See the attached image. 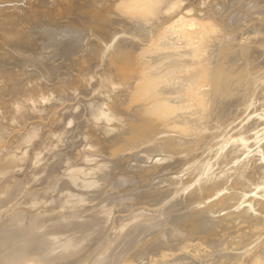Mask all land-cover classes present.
<instances>
[{"label":"bare ground","instance_id":"6f19581e","mask_svg":"<svg viewBox=\"0 0 264 264\" xmlns=\"http://www.w3.org/2000/svg\"><path fill=\"white\" fill-rule=\"evenodd\" d=\"M180 1L181 0H0V62L4 59V57L9 55V52H11V53L13 52V54H14V52L17 53L18 55H20L19 59L25 58V61L26 60L29 61L27 59V57H29V59H32V61H34L33 58H35V59L40 58L41 60H43L44 59L43 57L45 55L43 56V52H41V51L45 50V48H43L45 46V43L47 41L48 42L50 41L51 37L47 38V36H46V31H48L50 29L53 31V30L60 29V28L64 29V27H71L73 30L77 29L79 31H85V30L89 31V29H90V31H92L91 33L89 32L90 34L87 33V35H85L86 36V38L84 40L85 43L79 44V42H78L79 45L76 44V47L74 45L72 47L69 45V43H72V42L64 44V46H69L67 48V52H69L68 53L69 59L72 61L74 59L75 62L74 61L73 62L76 63L77 65H75L73 62H72L73 64L70 62L73 65V67L72 66L71 67L74 68V66H76V68L72 69L71 71L70 70L69 71H63V72L59 71L57 76L55 75L57 77V81L54 83L49 78H47L46 80H51L52 83L51 82L49 83V81L47 82L44 80L45 79L44 73L49 71L51 68L49 66L48 67L45 66V63H48L47 65H49V63L52 64L49 61L48 62L45 61L44 65L42 64L43 67H41V68L39 67L38 70H35L37 68L33 67V65H31V64H33V62H31V63L29 62L30 64H28L29 67H32V68H29L28 66H27V68H24V67H26V65H25V66H23V68H19V69L15 67L16 70L11 69V67L7 65L8 62L3 61L2 63H0V94L2 95V97L0 98V121L4 122V120L3 121L1 120L2 117L5 118L6 120H8V122H14V121L19 122L21 119L23 120V118H27L28 116L34 117L35 115L38 114V112L43 111L44 109H47L49 107V105H48L49 103H52V104H50V106L56 105L54 102H51L52 100H54V98H56V96L64 94V92H66V93L78 92V91H80V90H78L79 86H85L87 84L91 85V82H93V80H96L97 79L96 76H98V77H102L103 80H105V82L107 83L108 91H111V95L109 93L110 96L108 98H110V99L109 100L104 99L103 101H100V98H98V100H96V101H91V102H88L89 100L85 99V102H87L89 104V107H91L90 108L91 113H89V111H88V116L91 114L90 115V120H91L90 122H91V124L93 123L96 126V128H93L94 130H90V132L88 131L87 133H86V130H88L89 127L87 129H85V134H86V137L88 139V142H89L88 144H89L90 148L85 149L88 151L84 150L85 152L83 154L80 152V155H79V157L81 156L84 158L85 164L86 163L88 164V161H89V160L87 161V154L93 153L92 151H94V150L97 151L96 149L102 148V149L106 150L105 152L108 151L107 155L100 154L101 151L100 152L98 151V153L96 152V155L101 156V157L107 156V157H109V160H111L113 157V154L116 152V150L118 152H121L120 150L122 147L127 146V145L131 146L130 145L131 141H132V139L134 140L133 134L136 133L137 131L133 132V130H132V133H130V132L126 133V132H124L125 129L122 128V131H120L118 134H111V135H109L110 137L107 139L106 138L104 139V137H102V136L108 135L109 132H111L116 127L124 126L127 122H130L131 119L133 120V117L136 118V115H137L136 113L138 112V110L145 111L144 113H146L147 115H149V117H152V118H155L156 114H158L160 116H163V115L165 116L166 119L163 120L164 122L163 121L161 123L154 122L152 127L148 126L151 130V133L149 135L154 136V134H157L159 132H162V134L165 132L166 133L167 132H176V135L178 133V136H180V137L179 138L173 137V139L171 138V141L173 140L172 142L169 141V139H167L168 142H170L169 145L172 146L173 148L169 149L167 147L166 152L167 151L173 152V154H174L175 149L178 150L179 147H180V149L181 148L183 149V147H181L180 143L181 144L183 143L182 146H184L185 141H189L192 139V138L188 139V137H187L189 134H191V132H193L194 130H199L200 127L202 129L205 126H203V124H202L203 121L202 122L200 121L199 123L192 124L194 122L190 123L188 120L186 122L184 121L183 123H185V124H183L178 120H176L174 122H172L171 120H168V118L171 119L168 116L170 114V111H177V106L172 105L171 104L172 102H170L167 105H165L164 107H161V106H159L160 101H158L157 99L158 98L159 99L160 98L166 99L171 93L178 91L175 89L178 85L177 86L175 84L173 85L172 84L173 82L172 83L170 82L169 84H166V87H163V88H168V91L163 92L166 90L162 88V86L164 85V83L162 84V81L161 82L160 81L159 82L154 81L155 83H153L151 80H149V81H151V83H150L145 78V80H142L141 82L139 81V84L137 86H134L136 80L133 82L128 81L129 69L127 67L128 66L131 67L130 69L135 68V67L137 68L138 64H140V67L141 66L142 67L140 69L138 68L137 71L138 70L141 71V69H142V71L144 70V72H143L144 75L142 76L143 79H144V77H149L150 74L154 73V71H156V69H157V70H159V73L164 72L165 76L168 75V73L170 71H172L170 80H177V81L181 80V82L187 81L188 82V84H187L188 90L187 91L185 90L186 93H184V94H186L187 99L193 98L192 100L188 99L190 101L191 105H194L195 103L199 107H201V105H204V107L206 109L208 104H205V102L207 103V98H208V101H210L209 97L210 98L212 97L211 102H213L214 105L212 103H210L212 107L209 106L210 107L209 111L206 109L207 111L205 110L206 111L205 113L208 112L210 117L215 118V121L217 120L216 117L219 116L218 117L219 123L216 125H221L222 126L221 129H224L225 127L227 129L230 128V130L226 131L227 134H230L232 131H235V134H237L236 136H239V138L234 137V139L230 142H228L227 140L224 141L225 142L224 146H222V149L226 148V146H227V148H231L229 151V155H228L230 158L228 160L226 159L228 161L227 167L235 166V164L232 161L237 160V158H238L239 160L241 159L240 162H242V160L248 154L253 153L255 151L258 152L259 150L263 149L262 152L264 153V102H262V100H261L262 96L264 99V67H263L264 64L261 66V68H258V70L252 69L253 67L255 68V66H256V64H255V66L252 67L254 62H256V61L257 62H264L261 60V58L264 57V42H259V41H261V39H264V22L261 24L260 23L261 21L260 20L258 21V19L264 20V0H232V2L234 1V3L231 2L232 5H230V7H228V5L226 4L227 0H196V2L191 4V5H188L189 3H187V1H190V0H184L185 3L183 4V6H181V8H180ZM118 2H119V5H117ZM223 2L224 3L226 2L225 4L227 6L222 5ZM216 3L217 4L219 3L220 5L216 6ZM214 4H215V8H214ZM228 4H230L229 0H228ZM189 6H192V8H189ZM186 11L191 12L187 16L188 18L183 17L184 14L187 15ZM116 12H120L122 16H125V18H122V19L114 18L113 14H115ZM180 12H181V15L174 19V17L176 15H178ZM106 13L107 14L109 13L110 16H105L104 18H102L103 14H106ZM184 19L188 20V23L186 24V26H183V23H186V22H183ZM61 21H63V22H61ZM114 25H117V26L115 27ZM106 26H107V28L111 27V28H108L109 34H106L107 35L106 39L100 38L101 43L104 45V47H99L100 44L96 41V37H94L95 36L94 31H96V29H104L103 27H106ZM230 31H232V32H230ZM167 33H169V34H167ZM167 36L170 37V39H168V41H167ZM45 37L47 38V41L44 40ZM161 37L162 38L165 37V39L163 41H161L160 40ZM80 40H82V39H80ZM169 40H172V43L169 42ZM39 45L42 47H39ZM39 48H42L44 50L39 49ZM51 48L55 49L52 46H51ZM70 48L71 49L74 48L76 50L71 52ZM47 50L49 51V48ZM47 50H45V51H47ZM98 50L101 51V56H99V57L97 54ZM53 52H54V50H53ZM258 52H259V56L257 55ZM11 53H10V55H11ZM17 54H15V55H17ZM56 56H58V55H56ZM94 57H95L96 61H94ZM9 58H11V57H9ZM52 58H53V56H52ZM130 58H132L133 61L129 62L128 60H130ZM17 59L18 58H16V60ZM40 59L39 60L36 59L35 60L36 63L35 62L34 63L37 64V63H39V61L41 62ZM232 59L235 60L233 63L231 61ZM16 60H14V61H16ZM22 60L23 59L17 60V61H22ZM37 60H38V62H37ZM63 60L66 62V60L64 58H63ZM63 60L61 59L60 62H62ZM92 61L96 62L95 66H94V63H92V64L90 63ZM9 62H10V64L13 63V62L11 63V61H9ZM134 62L135 63L139 62V63H136V65H135ZM187 63H189L188 67H183L182 64H187ZM39 64H41V63H39ZM42 65H40V66H42ZM121 65L123 66L122 68H120ZM177 65H182L179 67H183L184 69L182 68L179 71L173 72V69L176 68ZM258 65L260 67V64H258ZM53 66H55V65H53ZM33 68H35V69H33ZM62 68H64V66ZM185 68H188V69H185ZM41 69L44 71V73L42 72ZM86 69H88V71ZM146 70H148L149 73ZM52 71H53V69H52ZM40 72H42V73H40ZM208 72H209V74H208ZM195 73H199V74L195 78L191 77ZM38 74L41 75L40 78H37V80L34 81L33 78L37 77ZM172 75H173V77H172ZM165 76L164 77L160 76L159 80H162V78H165ZM52 77H54L53 74H52ZM119 78H122V81H121L122 83L118 86H117V84L114 85L113 80L115 79L116 83H117ZM24 79H29V80L26 82H22L21 87L20 88L18 87L17 90H16V87L12 88L13 90L8 89L9 83H11V85L17 86V82H19L20 80H24ZM218 79H221V81H220L221 84H220ZM42 80L44 82H42ZM124 80H125V82H124ZM166 80H168V79H166ZM146 81H148V82H146ZM190 81H191V83H194L193 86H192V84H190ZM105 82H103V83H105ZM163 82H164V80H163ZM148 83L150 86L148 85ZM18 84H20V83H18ZM177 84H180V82H178ZM210 84H211V89H209L210 87L208 88V86ZM98 85H99V83H98ZM134 87H136L137 91L134 95H132V93L130 91H132V89ZM171 88L173 90H169ZM186 89H187V86H186ZM183 90H184V87H183ZM8 91H9V94L7 93ZM147 91L150 93L147 94ZM182 92H184V91H182ZM116 93H118V94H116ZM7 95H10V98H7ZM180 95H181V93L178 94V97H180ZM43 97H45V99H47V100L44 101ZM130 97H132L131 103L129 102ZM57 98H58V103H59L60 97H57ZM41 99H43V102H40ZM179 99L177 100L178 103L181 101V99L180 100ZM55 100H57V99H55ZM153 100L154 101L157 100L155 102V104L153 103ZM76 102L74 101V103H76ZM104 102L106 104L103 106L102 104H104ZM38 103H40V104H38ZM61 103L64 104V101L63 102L61 101ZM72 103H71V105H73ZM150 103H152L150 105V107H147V105ZM222 103H223V105H221ZM63 104H62V106H64ZM57 105H60V103ZM57 105H56V107L55 106L54 107L57 108ZM79 105H81V104H79ZM85 105H86V103H85ZM220 105H221V108H220V110H218ZM54 107L48 108L47 110H49V109L53 110ZM59 108H61V107H59ZM79 108H78V111L80 110ZM57 109L54 111L58 112L59 110H57ZM81 110H82V108H81ZM53 112L52 113L50 112V113L53 114ZM123 114H125L126 116H123ZM209 115L208 116L206 115L205 118L207 119L209 117ZM47 116H45V118ZM221 116H223V118ZM43 117H44L43 115H41L40 117H39V115H38V117L35 116V119L41 118V119H39L40 121H38V123H36L37 125H33V126L29 125L30 130L26 131L27 133L24 132V135L22 134L23 135L22 138H20V136H19L21 142H22V140H24L23 142H26V144H27V145H25L24 150L21 149L22 150L21 152L20 151L17 152L15 150L11 149V151H10L9 147L11 145H9V144H13L12 143L13 138L11 139L12 140L11 143H10V140H9V142L7 140V142L9 143L7 145L9 148V150L7 152L5 150L6 145L4 147L0 148V178H1L2 174L3 175L8 174L9 171L7 169H10V168L13 169L14 168L17 171L16 168L17 167L20 168L21 165H23L24 160L26 161V158L29 159L30 155H32V154H33V157L35 156L34 159L32 157V160H33L32 162L30 161L31 159H29V161H30L29 163L30 164L32 163V166H33L34 162H35L34 163V167H35L36 163L43 161L42 159L44 157L42 159H40L41 157L39 156V154L41 152V149L37 147L39 145L37 144L38 142L36 141L37 136L40 137V133H39V131L41 129L40 126L45 127L44 126L45 122L43 124ZM60 117H61V115H59V113L55 112L54 115L51 117V119L50 120L47 119V120H48V122L55 125V123L58 122ZM73 118H76V117H73ZM73 118L70 120L69 124H71L74 120H76ZM243 118H245V119H243ZM148 119H146L147 120L146 122L149 121ZM241 119L244 120L243 123H241L242 122ZM29 120H31V119H29ZM59 121H60L59 123L61 124L62 122L65 121V119H64V121L62 120V122H61V120H59ZM67 121H68V118H67ZM192 121H198V117H193ZM205 121H207V120H205ZM20 122L22 123V121H20ZM20 122H19V124H21ZM32 124H35V123L33 122ZM47 124L48 123H46L45 125H47ZM52 124H51V126L49 124L50 128L48 126L45 127V128H48L47 130L50 129L49 131H46V132L50 133L51 137L55 136L54 134L53 135L51 134V133H54V132H52V131H54V129H53L54 127H52L53 126ZM63 124H65V123H63ZM134 124H135V122H134ZM67 125H68V123H67ZM25 126H26V123H25ZM167 126H169L170 128L167 129ZM233 126H235V127H233ZM29 127H28V129H29ZM56 127H59L58 123H57ZM56 127H55V129H57ZM231 127L235 128V130H233ZM261 128L263 130L262 133H261V131H262ZM23 129H24V127H23ZM96 130L97 131L99 130V133L95 132ZM104 130H106L105 134L103 133ZM127 130L128 129H126V131ZM43 131H41V132H43ZM56 131H58V130H56ZM63 131H66V130H63ZM71 131H72L71 129L67 130L64 133V135L66 134L65 137L63 136V134H58V132H57L58 136L59 135H62V136L58 137L56 135V137H58V139L57 138H55V139H57L58 141L55 140V142H59V145H58V143H56V144L58 146L62 147L64 145L63 142L65 141V142H70V145H71L70 140L73 137H72V135L67 136V134L71 133ZM187 131H191V132L189 133ZM11 132L9 134H11ZM245 132L249 133L250 138H252V137L256 138L254 142H249L251 144L250 147L259 143L258 146L255 147V149H253V151H249L250 150L248 147L249 143L246 145L243 144V142L247 141L246 139L249 138V137H246L243 135ZM255 132H257L258 134L260 133V134L258 135ZM96 133H98V135ZM142 133L144 134L146 132H142ZM205 133L206 132H204L202 135H199L200 137L202 136L201 138L199 137L200 143L197 142L199 145L197 143H195L192 146V150H190V149H189L190 151L188 150L190 154L187 153L188 156L184 159L182 158V160L179 162L181 164L183 163L181 168H183L184 165L185 166L187 165L185 168H189V166H191L190 163H189L190 165L187 164V160L190 158L193 159L194 161H197L200 158V161L201 160L203 161L205 159V153L207 152L206 148H210V150H212V151H210V153L212 152L211 153L212 155H208V156H212V157L214 156V154L219 149H221V148H219L216 150V149L208 146V147H205V151H204V148H202L201 146L204 143L210 142V140L208 138V133H206V134ZM18 134L20 135V133H18ZM41 135H42V133H41ZM50 135L48 134L47 138H49L48 136H50ZM181 135H183V136L181 137ZM17 136L15 134V138ZM43 136H44V134H43ZM73 136L75 137V135H73ZM163 136H167V135H163ZM138 137L140 138V135H138ZM19 138L17 137L16 139H19ZM47 138L44 137L42 141L46 140ZM168 138H170V137H168ZM84 139H81V142H82V140L84 141ZM140 139H142V138H140ZM50 140L51 139H49V142H48V139H47L46 142H43L44 143L43 145L45 146V144L47 142L49 144L51 142ZM42 141H41V144H42ZM73 141H74V139L72 140V143H73ZM163 141L165 142L166 138L163 139ZM21 142H19V143L17 142L18 143L17 145L20 146ZM23 142L21 144L24 145ZM112 142H113V145H111ZM85 143H86V141H85ZM167 143H165V144H167ZM14 144H16V143H14ZM34 144H37L36 145L37 149H34V150L36 151L39 149V151L36 152L35 155L33 152H32V154H30L28 152L29 150L31 152L32 149H28V151L26 149V148H29L30 145H34ZM48 144H47V146H48ZM53 144H55V143H53ZM78 144H82V143H77V144L75 143L74 147L77 145L80 148V145H78ZM186 144H187V142H186ZM17 145H14V147H16ZM43 145H41V146L44 147ZM94 145H96V148H94ZM107 145L110 146L111 149L108 148ZM197 145H198V147H197ZM260 145H263V146L261 148H259ZM51 146L53 149L56 148V146H55V148L53 145H51ZM77 146H76V148H77ZM186 146H189V145H185V148H186ZM66 147H68V146L66 145ZM31 148H32V146H31ZM46 148L47 147H45V149ZM79 148H77L76 151L77 150L79 151ZM84 148H86V146ZM128 148H130V147H128ZM70 149H72V148H70ZM70 149H68L67 152H69L71 154V151H69ZM131 149H132V147H131ZM180 149H179V151H180ZM42 150H43V148H42ZM48 150L50 152L49 148H48ZM48 150H46V151H48ZM66 150H65V152H66ZM111 150H112V154L109 153V152H111ZM177 150H176V152H177ZM183 150H181V151H183ZM46 151H44V152H46ZM150 151H152V150L150 149ZM213 151H215V153H213ZM166 152H165V155H166ZM65 154H64V156H65ZM117 154H115V155H117ZM169 154H172V153H169ZM60 155H62V154H60ZM242 155L243 156L245 155L243 159L241 158ZM26 156H28V157H26ZM166 156H168V155H166ZM228 156H226V157H228ZM261 158H263V157L261 156ZM45 159H46V157H45ZM162 159H165V157H163L159 160H155L153 162V163H156L157 165L153 166V164H152L151 166L147 165L148 167H145V166L143 168L139 167L138 169H136L134 171H136V173L138 175L145 174L147 176V178L149 179L151 173L156 172V170L158 168H160V166H161L160 164H161ZM47 160H48V158H47ZM80 160H82V159H80ZM99 160H100L99 158H96V161H99ZM263 161H261L262 163L258 162V164L254 165L255 167H251L250 169H248L246 171L244 176L248 180V185H246L244 187H239L240 191L237 192V195H233V193H231L232 194V195L230 194L231 197L229 195L230 198L233 199V198H235L234 196H239L238 197L239 199H240V196L245 197L246 196L245 190L250 191L247 193H251L256 188V185L253 187L254 184H256L257 182H260V183L264 182V162ZM26 162H24V163H26ZM59 162H57V163H59ZM104 162H106V161H104ZM230 162H232V163H230ZM112 163L113 162H109V163H106L103 165H96L95 168L89 169V170H88L89 164L88 165L84 164V166H85L84 168H87V171L91 170L90 174H88L89 172H87L85 174V172H86L85 170H84L85 172H83V171L81 172L79 166H77V168H75L77 171H73V172L70 171L68 173H66V171L63 172V175L65 176V182H67L68 185L66 183L65 184L62 183L63 185L61 184L58 187V189H56V190L54 189L51 193H49L47 195L46 198L39 195V193L31 194L30 193L31 191L29 189L23 190L24 191L23 195L26 196L25 197V200H26L25 203H27V206L25 208H22V209L16 211V212L15 211L11 212L10 215L12 217L13 223L6 230H4V229L0 230V264H52L55 260L65 259L64 257L70 258V257H74L75 255H77L78 252H76V253H74V252H75V250H77V251L79 250V247H80L79 245H82L84 241L86 242L88 238H90L87 242V243H89L92 236L94 234H96V232H97L96 231L97 230L96 224L93 225L94 227H89V226L91 223L93 224V222L95 220H98L102 217L101 214L104 212V209L107 207H110V206H114L115 204L117 206L118 203L121 204L122 203L121 201H123L126 197L132 198V196H130L132 193H130V194L127 193V195L129 197L126 195H122V193H120L119 190L121 188H119L115 184V179H117V178H115L116 171H114V170H112V168H110L112 166L111 165ZM237 163H238V161H237ZM255 163H256V161H255ZM26 164H28V163H26ZM192 165H194V163ZM57 166H58V164H57ZM80 166H83V165L80 164ZM34 167H32V168H34ZM163 168L166 169V167H163ZM14 169H13V171H15ZM66 169L68 170V168H66ZM3 170H4V172H3ZM40 170H43V166H42V168H40ZM230 170H229L230 173L236 172V171L233 172L234 169H232V168ZM19 171H21V170H19ZM103 171L104 172L107 171L108 174L104 175ZM193 172H195V171H193ZM221 172H223V171H221ZM130 173L132 174L135 172H130ZM12 174L14 175V178H17V180L20 179L19 178L20 176L18 177L17 172L16 173L13 172ZM84 174H85V177H83ZM88 175H89V178L87 177ZM217 176L215 175V177H217ZM4 178H6V176H4ZM4 178L1 179V181L4 180V182L0 183V209L2 207H7L5 212L9 213L10 210L15 209V206H16L15 205L11 209V206L13 204L9 205L10 203H12V202H9L10 201L9 197H11L13 195V193L15 192V189L14 190H10V189L15 184L16 179H14L12 181H6L7 179L5 180ZM200 178L201 177H199V175H197L196 178H194V180H192V182L198 181ZM229 178H230V176H229ZM229 178H228V180H230ZM119 179L124 180L125 177H119L118 180ZM200 180L202 181V179H200ZM200 180H199V182H200ZM203 180H205L204 183H200V185H198L196 183L198 185V187L196 188V190L198 189L197 191L203 189L204 187H207V185L209 183H211L210 182L211 179L206 180L203 178ZM59 181H61V179H58L57 182H59ZM95 181H96V186H100V188H101L100 191L96 190V193L93 196L94 198H96V200H95V202L92 203L93 205H91L93 207L92 212L96 215V217H92L89 219L88 217L84 216L83 218H80L77 222H75V221L70 222L69 225H63L60 223H54L53 224L50 222H46L44 225L40 224L41 217H39L37 215H39L40 212L44 211L46 208H48V210L49 209L53 210V208L51 206L54 205L55 203L50 201L52 196H57L61 200V202H64V205H65L66 202H68V199L66 197L69 195L71 198L72 197L77 198V197H79L80 193L84 192L85 190H86L85 191L86 193L92 192L91 189H85L84 191H82L79 188L80 185H78V184L83 182L84 186H90ZM212 181H215L214 178ZM220 181H221V177H220ZM224 181H225V179H224ZM190 183H191V181L188 184H190ZM220 184H221V182H220ZM37 185L39 186V184H36L35 187H37ZM250 185H252V187ZM9 186H10V189H9L10 191L8 190ZM70 186L75 187V188H73V191L70 189ZM215 186H216V184H215ZM221 186L224 187V185H221ZM108 187H109V190L111 191L110 193L107 192ZM249 187H251V188H249ZM4 188H5V190L7 189L9 192H5L4 190L2 191V189H4ZM122 188H124V187H122ZM208 188H209V186H208ZM213 188H214V185H213ZM117 190L119 191V193H117L118 192ZM89 191H91V192H89ZM203 191H205V189H203ZM241 191H243V192H241ZM124 192H126V191H124ZM184 192L185 191H183V193ZM189 192H187V193H189ZM187 193L183 194L182 198L186 197ZM28 194H31V195H28ZM253 194H254V192H253ZM1 195H3V197H1ZM88 195H87V197H88ZM81 196H85V193H84V195H81ZM256 196H258V195H256ZM227 197L228 196H226V198ZM22 198H24V197L22 196ZM131 198H130V200H131ZM14 199H16V198H14ZM206 199H210V197L206 198ZM244 199H246V198H244ZM254 199H255V197H254ZM130 200L129 201L125 200V202H124L125 206H128L126 204L127 202L128 203H134L133 200L131 202H130ZM258 202L261 203L260 204L261 206H262V203H264V202H261L260 200H258ZM242 203L244 204L243 201H242ZM250 204L251 205H249V206H252V202ZM75 205H78V202ZM216 205L214 204L213 207ZM219 205L220 204H218V206ZM56 206L58 209H61V210L64 209V208H59L58 204H56ZM236 206H239V205H236ZM244 207H245V204H244ZM263 207H264V205H263ZM88 208H90V207H88ZM206 209H207V207H206ZM214 210H216V209H214ZM137 211L141 212L142 210H137ZM254 211H255V209H254ZM169 212H171V211H169ZM206 212H208V211H206ZM262 212H264V210H262ZM222 213H224V212H222ZM142 214H147V213L143 212ZM166 215H167V213H166ZM130 216H132V214L129 216L128 215L127 216L121 215L119 217L118 221H115V223L112 221L114 223V225H113V223H111L110 228H111V230H113L114 233L107 239V241L102 245V247L99 248V246H100V244H99L98 247H95L94 249H92L90 251V253H88L86 255L85 259H83L82 262H80V263L86 262L87 264H92L96 260L97 256L104 253L106 247L108 246L107 244L116 241L115 235L118 232L117 228L119 226L123 227L126 219H128ZM163 216H165V215H163ZM189 216H191V217H189ZM201 216H204L206 218V220L204 221L205 226L201 225L203 219L198 220L194 224L188 223V221L190 219L199 218ZM215 216H216V218H215ZM215 216H214V218L211 217L212 218L211 219L208 214L203 213V214L198 215V214H192L190 212L184 218H180L181 216H179V218L176 220V223H175L176 225H178V224L191 225L189 230L187 231V234L180 233L177 229H174V227L170 226V228H168V230H170V231L164 232V233L158 235L155 239L151 240L152 244H153V247H152L153 249H148L147 247L140 248V247L146 246L148 243H151V241H146L142 245H139L137 243L136 246L133 248H131L130 244H129L128 246L130 248L128 247L126 250L130 251V253L132 252V256L127 257L126 259H128L129 261L134 260L135 262H138L140 264H143V263L145 264L148 262V260L143 259V257H145L144 256L145 253L143 254V252L148 253L149 256L147 258H149L150 255L152 257L154 254H161L162 256H164L166 254L165 250H164L165 247L168 246L171 241H175L176 238L181 239V241L184 239H187L188 237L190 240L200 239L201 243H203V244L205 243L206 245L211 246V244H210L211 242H208V241H210L208 236L210 234H213L216 229L221 228V224L224 221V219H222V218H224L223 216L222 217L221 216L218 217V215H215ZM224 216H225V214H224ZM238 216L240 217V214ZM253 218H255V217H253ZM256 220H259V219H256ZM104 221H106V220H104ZM262 221H263V219H262ZM99 222L101 223V221H99ZM158 222H161V220ZM77 223L84 224V227L80 228L79 226H76ZM208 223H210V224H208ZM65 224H67V223H65ZM70 225L72 227L68 228V226H70ZM85 226L89 227V228H85ZM205 227H209V231H203V229ZM115 228H116V230H115ZM253 228H255V227H253ZM171 233L174 234V240L168 241L170 238L169 235ZM214 235L217 236V234H214ZM258 235H260V234H258ZM96 237L97 236H95V238ZM159 237H162V238H159ZM218 237H219V235H218ZM213 238H214V236L211 239H213ZM215 238H217V237H215ZM245 238H247V237H245ZM218 239H220V238H218ZM222 239H224V238H222ZM234 240H236V239H234ZM224 241H222V242H224ZM232 241H233V239H232ZM229 242L230 241H228V243ZM236 242H238V241H236ZM239 242H241V241H239ZM214 243H216V242H214ZM241 243L239 244V246L241 245ZM222 244H224V243H222ZM188 247L192 251L194 248H196L195 245H192V246L188 245ZM215 247H216V245H215ZM195 250H194V252H195ZM196 251H198V250H196ZM158 252H161V253H158ZM157 257L159 258V256H157ZM160 258L162 259V257H160ZM179 258L181 259V257H179ZM179 258L177 256V258L169 260L164 264H176L180 260ZM184 259H186V258H183L181 260V263ZM224 259H225L224 254L221 256L218 255L212 264H223ZM259 259H260V257H259ZM257 261H258V259H257ZM181 263H178V264H181ZM128 264H129V262H128Z\"/></svg>","mask_w":264,"mask_h":264},{"label":"rangeland","instance_id":"374dc122","mask_svg":"<svg viewBox=\"0 0 264 264\" xmlns=\"http://www.w3.org/2000/svg\"><path fill=\"white\" fill-rule=\"evenodd\" d=\"M195 2H196V0L187 1V3H189L188 5H191V4L195 3ZM226 2L225 3L228 5V7H230V5H232V3H234V1L232 2V0H229L230 4H228V0ZM184 3H185L184 0L180 1V8H181V6H183ZM225 3L223 2L222 5H226ZM117 5H119V2L117 3ZM218 5H220V4L216 3V6H218ZM189 8H192V6H189ZM214 8H215V4H214ZM186 12H187V15L184 14L183 17H187L191 13L189 11H186ZM180 15H181V12L178 15H176L174 17V19L177 18ZM105 16H110V14L109 13L108 14L107 13L103 14L102 18H104ZM113 17L116 18V19L125 18V16H122L120 12H116L115 14H113ZM259 20L261 21L260 22L261 24L264 22L263 19H258V21ZM61 22H63V21H61ZM183 22H186V23H183V26H186V24L188 23V20L184 19ZM114 26L116 27L117 25H114ZM103 28L104 29H96V31H94V35H95L94 37H96V41L100 44L99 47H104V45L101 43L100 38L106 39L107 38L106 34H109L108 28H111V27L107 28V26H106V27H103ZM48 31H46V36H47V38L51 37L50 41L52 43L50 41L48 42L47 38L45 37L44 40L47 41V42L45 43V46L43 48H45V50H47L49 48L50 52L48 50L45 51L44 49L39 48V49L44 50V51H41V52H43V56L45 55L43 57L44 61L41 60L40 58H36L38 60L39 59L41 60V62L39 61V63H41V64H39V63L35 64L36 63V61H35L36 59L33 58L34 61H32V59H29V57H27V59L29 61H27V60L25 61V58H21V59H23L22 61H17V60H21V59H19L20 55H18L15 52H14V54H13V52L12 53L9 52V55L4 57L3 60L1 59L2 61L0 63H2L3 61L4 62H8L7 65L10 66L11 69H15V67L19 69V68H23V66H25V65H26V67H24V68H27V66L29 67L28 64L33 62V64H31V65H33V67L37 68V69H35V68H33V69L38 70L39 67L40 68L43 67L45 61L46 62L49 61L52 64L49 63V65H47L48 63H45V66L51 67L53 69V71L50 68L49 71L44 73V71L41 69L42 72L45 74V77H44L45 79L44 80L47 81V82L49 81V83L51 82V80L53 81V83L56 82L57 81V77L56 76L59 73V71L60 72L69 71V70L71 71L72 69L76 68V66H74V68H72L73 67L72 64L75 62L74 59H73V61H74L73 62L72 60L69 59V56H68L69 52H67V48L69 46H64V44L72 42V43H69V45L71 47L73 45L76 47V44L79 45L80 43H85V41H84L85 38H86L85 35H87V33H89V32L91 33L92 31H90V29H89V31H87V30L79 31L77 29L73 30L71 27H64V29L60 28V29H56V30H53V31L50 29ZM230 32H232V31H230ZM167 34H169V33H167ZM165 37H163V38L161 37L160 40L163 41L165 39ZM168 37L169 36H167V41H168V39H170V37L169 38ZM80 39H82V40H80ZM78 42H79V44H78ZM169 42L172 43V40H169ZM259 42H264V39H261V41H259ZM51 46L54 47L55 49L51 48ZM39 47H42V46L39 45ZM53 50H54V52H53ZM70 50H71V52H73L76 49H74V48L71 49L70 48ZM100 50H98L99 52L97 51L98 57L101 56V51ZM10 53H11V55H10ZM15 54H17V55H15ZM56 55H58V56H56ZM257 55L259 56V52H258ZM52 56H53V58H52ZM9 57H11V58H9ZM16 58H18V59L16 60ZM63 58L66 60V62L63 60ZM61 59L63 60L62 62H60ZM14 60H16V61H14ZM38 60H37V62H38ZM261 60L264 61V57H262ZM9 61H11V63L13 61L14 62L12 64H10ZM94 61H96L95 57H94ZM128 61L130 62V61H133V60H132V58H130V60H128ZM231 61L233 63L235 60L232 59ZM70 62L71 63L73 62V63L71 64ZM90 63L91 64L94 63V66L96 64V62H93V61L90 62ZM136 63H139V62H136ZM136 63H135V65H136ZM74 64L77 65L76 63H74ZM255 64H256L257 67L255 66ZM258 64H260V67H259ZM263 64H264V62H257L256 61L252 65V67L255 66V68L253 67L252 69L258 70V68H261V66ZM40 65H42V66H40ZM53 65H55V66H53ZM182 65H183V67H188L189 63L182 64ZM182 65H177V67L173 69V72H176V71H179L180 69H182L183 67H179V66H182ZM63 66H64V68H62ZM122 67L123 66L121 65L120 68H122ZM141 67H140V64H138L137 68L135 67V68L130 69L131 67H129V66L127 67L129 69L128 81L133 82V81L136 80L134 86H137L139 84V81L141 82L142 80H145V78L148 81L151 80L153 83H155L157 81L158 82L162 81V84L164 83L162 88L166 87V84H169L170 82L171 83L173 82L172 83L173 85L174 84L176 86L178 85L176 88L174 87L178 91H175L174 93H171L166 99H164V98L163 99L160 98L161 100L159 98L157 99L158 101H160L159 106H161V107H164L165 105H167L170 102H172L171 103L172 105L177 106V111H170V114L168 113L169 114L168 116L171 118V119L168 118V120H171L172 122L178 120L181 123H183L184 121L186 122V121L189 120L190 123L194 122L192 124L199 123L200 121L201 122L203 121L202 124L205 127L202 128V129L200 127L199 130H194L193 132L187 131L189 133L191 132V134H189L187 136L188 139L192 138L189 141H185V145H189V146H186V148H185V145L182 146L183 143L182 144L180 143L181 147H183L184 150L182 148L180 149V147H179L178 150L177 149L174 150L175 151L174 154H173V152H168V151L166 152V148L167 147L169 149L173 148L172 146L169 145L170 142H168L167 139H169V141H171V138L173 139V137L174 138L175 137L179 138L180 136H178V133L176 135V132H167V133L165 132L163 134H162V132H159L157 134H154V136L149 135L151 133V130H150L149 127H152L154 122L161 123L164 119H166L164 115L160 116V115L156 114L155 115L156 117L152 118V117H149V115H147L146 113H144L145 111L138 110V112L136 113L137 114L136 118L133 117V120L131 119L130 122H127L122 127L121 126L120 127H116L111 132H109V134L107 133L108 135H103L102 137H104V139L105 138L107 139V138L110 137L109 135H111V134H118L120 131H122V128L125 129L124 132H126V133L127 132L132 133V130H133V132L137 131L136 133L133 134L134 140L132 139L131 144H130L131 146L127 145V146L122 147L121 150H120L121 152H118L116 150V152L113 154V157H112L111 160H109V157H107V156L106 157L105 156L101 157V156L96 155V152L98 153V151L99 152L101 151L100 154L107 155L108 151L105 152L106 150H104L102 148L101 149H96L97 151H95V150L92 151L91 150L93 153L87 154V161L89 160L88 161V164H89L88 170L95 168L96 165H103V164H106V163H109V162H113L111 164L112 166L110 168H112V170L116 171L115 178H117V179L114 178L115 179V184L119 188H121L119 191H120V193H122V195L128 196L127 193H129V194L132 193L130 195V196H132V198L128 196L129 198L126 197L123 201H121L122 202L121 204L118 203L117 206L115 204L114 206H110V207L105 208L104 212L101 214L102 217L100 219H98V220H95L96 222L92 221L93 224L91 223L90 226H89V227H94L93 225L96 224V229H97L96 230L97 231L96 234L97 235L94 234L92 236L91 240L89 241V243H87V242H88V240L90 238H88L86 242L84 241L82 245H79L80 246L79 250L78 251L75 250V252H74V253L78 252V254L75 255L74 257H70V258L64 257L65 259L55 260L52 264H87L86 262L85 263H80V262H82V260L85 259L86 255L88 253H90V251L92 249H94L95 247H98L99 244H100L99 248L102 247V245L107 241V239L114 233L113 230H111V228H110L111 223H113V222L115 223V221H118L119 217L121 215L122 216H127V215L129 216L131 214H132V216H130L128 219H126L123 227L119 226L117 228L118 232L115 235L116 241L107 244L108 246L106 247L104 253H102L101 255L97 256L96 260L93 263L94 264H128V262H129V264H140L138 262H135L134 260H132V261L130 260L129 261L128 259H126L127 257H131L132 256V252L130 253V251L126 250L129 247L128 245L130 244V247L133 248V247L136 246L137 243L139 245H142L146 241H151V240L155 239L158 235H160V234H162L164 232L170 231V230H168V228H170V226L174 227V229H177L180 233L187 234V231L189 230L191 225H185V224L176 225L175 223H176V220L179 218V216H181L180 218H184V217L187 216V214H189V212L192 213V214H198V215L203 214V213L204 214H208L210 216V218L211 217L214 218L215 215H218V217L219 216H221V217L223 216L224 217V218H222V219H224V221L221 224V228L216 229L213 234H210L208 236V238L210 239V241H208V242H211L210 243L211 246H208V245H206L204 243L207 246L206 247L203 243H201L200 239H198V240H190L189 237L188 238L186 237L187 239H184V240L181 241V239H177L175 237L176 240L175 241H171L169 243V245L165 247L164 250H165L166 254L164 256H162L161 254H154L152 257L150 255V257L147 258L149 256L148 253L143 252V254L145 253L144 254L145 257H143V259L144 260L145 259L148 260V262L145 263V264H164V263H166L169 260L177 258V256H178V258L181 257V259L179 258L180 260L179 261L177 260L178 262L176 264L181 263V260L183 258H186V259H184L181 264H212L214 262L215 258L218 255L221 256L223 254L225 255V259L223 260V264H264L263 263L264 262V229H263L264 228V225H263L264 224V212H262V210H264L263 209L264 208L263 207L264 203H262V206H261L260 205L261 203L258 202V200H260L261 202H264V196H263L264 195L263 194L264 193V182L260 183V182L256 181L257 182L256 184L253 183L254 184L253 187L256 185L257 189L255 188L251 193H247V192H250V191L245 190V193H246L245 197L240 196V199H239L238 198L239 196H234L235 198H233V199L230 198L231 195H232L231 193H233V195H237V192L240 191L239 187H244V186L248 185V180H247V178L244 175H245V173H246V171L248 169H250L251 167H255L254 165H256V164H258V162H261V161L264 160V153L262 152L263 149L259 150L258 152L255 151L253 153H250L245 158H244L245 155L244 156L242 155L241 158L242 159L244 158L242 160V162H240L241 159L239 160L237 158V160L232 161L235 164V166L227 167V164H228L227 160L230 158L228 155H229V151H230L231 148H227V146H226V148L222 149V146H224V143H225L224 141L227 140L228 142H230V141H232L234 139V137H238L239 138V136H236L237 134H235V131H232L230 134H227L226 131L230 130V128L227 129L225 127L224 129H221L222 128L221 125H216V124L219 123V119H218L219 116L216 117L217 120L215 121V118L210 117L208 112L205 113L207 110L209 111L210 107H212L210 103H212L214 105V103L211 102V98L212 97L211 98L209 97L210 101H208V98H207V103L205 102V104H208V106L206 107L207 110L205 109L204 105H201V107H199L196 103L194 105H191L189 100H192L193 98H188L189 99L188 100L186 94H184L188 90V85H187L188 82L187 81H186L187 82L186 83V82H181V80L180 81L170 80L172 71H170L168 73V75L165 76L164 72H162L163 74L159 73V70H157V69H156V71H154V73H151L149 77H144V79H143L142 76L144 75V73H143L144 70L142 71V69H141V71L140 70L137 71V69L138 68L140 69ZM263 67H264V65H263ZM29 68H32V67H29ZM185 69H188V68H185ZM86 70L88 71V69H86ZM146 71L149 73L148 70H146ZM42 72H40V73H42ZM52 74H53L54 77H52ZM198 74L199 73H195L194 74L195 76L192 75L191 77L195 78ZM208 74H209V72H208ZM159 75L161 77L165 76V78H162V80H159V77H160ZM173 75H172V77H173ZM40 76L41 75L38 74L37 77L33 78L34 81L37 80V78H40ZM96 77H97V79L93 80V82H91V85L87 84L85 86H79L78 90H80V91H78V92H70V93L64 92V94L56 96V98H54V100L55 99H57V100H55V101L52 100L51 102H54L56 105L60 103V105H57L58 109L55 108L56 105H51L50 106V104H52V103H49L48 104L49 107L48 106L47 107L51 108V107L55 106L54 107L55 109L53 108V110H51V109L47 110L48 109L47 108V109H44L43 111L38 112V114L35 115L36 117H38V115H39V117L41 115H43L44 116L43 117V124H44V122H45V124L48 123L47 125L44 124V126L45 127L48 126L49 128H50L52 123L48 122V120L51 119V117L54 115L55 112L59 113V115H61V117L59 119V120H61V122H62V120L64 121V119H65V121L60 124L59 123L60 121L58 120L57 123H58L59 127H56L57 123H55V125L52 124L53 125L52 127H54L53 128L54 131H52V132H54V133H51V134L55 135L53 137H51L50 133L46 132V131H49L50 129L47 130L48 128L40 126V128H41L40 131H39L40 137L37 136L38 140L36 138L35 139L38 142V143L37 142L36 143L40 146V147L39 146H37V147L41 149V152H40L39 156L41 157L40 159H42L44 157L42 159L43 161H40V162L36 163L35 167H34V163L35 162L33 163V166H32V163L31 164L29 163L30 161L31 162L33 161L32 160V157H33L32 152L35 155V153L39 151V149L36 150V151L34 150V149H37L36 148L37 144L30 145L29 148H26V149H27V151H28V149H32L31 152H30V150L28 151L30 154H32V155L29 154L30 155L29 159H31V160L29 161L28 158H26V161L28 160L27 162L24 160V162H26L28 164L23 162V165H21L20 168H18V167L16 168L17 171L14 168L13 169L15 171H13V169L10 168V169H7L10 173L8 172V174L3 175L2 173L4 172V170L1 173L2 175H1V178H0V183L4 182V180L1 181V179H3L4 176H6V178H4L5 180L7 179L6 181H12V180L16 179L15 184L12 186V188L10 189V186L8 188V190L9 189L10 190H14L15 189V192L13 193V195L11 197H9L10 198L9 202H12L9 205L13 204L11 206V209L15 205L16 206H15V209L10 210L9 213L5 212L7 207H2L0 209V214H1L0 215V223H1L0 224V230H2V229L6 230L13 223L12 217L10 215L11 212H13V211L16 212V211H18V210H20L22 208H25L27 206V203H25L26 202V200H25L26 196L23 195V192H24L23 190L29 189L31 191L30 192L31 194L39 193V195H41L42 197L46 198L47 195L49 193H51L54 189L55 190L58 189V187L62 183L63 184L66 183L68 185V183L65 182V176L63 175V172L66 171V173H68L70 171H72V172L73 171H77L75 168H77V166H79L81 172L82 171L83 172L86 171L85 174L87 172H89L88 174H90L91 170L87 171V168H84L85 167L84 166V164H85L84 158L81 157V156L79 157L80 152L83 154L85 151H88V150H85V149H89L90 148V146L88 144L89 143L88 139H87L86 134H85V129H87L88 127L90 128V129L88 128V130H86V133H87L88 131L90 132V130H94L93 128H96L95 124L92 123L93 124L92 125L91 122H90L91 121L90 120V115L91 114L88 116V111H89V113H91V109H90L91 107H89V104L87 102H85V99L89 100L88 102L96 101V100H98V98H100V101H103L104 99L109 100L110 98H108V97L111 95V91H108L107 83L105 82V80H103L102 77H98V76H96ZM47 78H49L51 80H46ZM166 79H168V80H166ZM28 80L29 79L20 80L19 82H17V86L11 85V83H9L8 89L9 90H13L12 88L16 87V90H17L18 87L19 88L21 87L22 82H26ZM163 80H164V82H163ZM218 80H219V82L221 81V79H218ZM113 81H114L113 84L114 85L117 84V86H118V85H120L122 83L121 82L122 78H119L117 83H116L115 79ZM148 81H146V82H148ZM151 81H149V82L151 83ZM42 82H44V81L42 80ZM103 82H105L106 84L103 83ZM124 82H125V80H124ZM178 82H180V84H177ZM18 83H20V84H18ZM98 83H99V85H98ZM190 84H192V86L194 85V83H191V81H190ZM220 84H221V82H220ZM148 85H149V83H148ZM186 86H187V89H186ZM183 87H184V90H183ZM134 88L132 89L133 92L130 91L132 93V95H134L136 93V91H137L136 87H134ZM208 88L211 89V84L208 86ZM163 89L166 90V91H163V92H167L168 91V88H163ZM169 90H173V89L171 88ZM182 91H184V92H182ZM178 92L181 93L180 97H178V94H179ZM7 93L9 94V91ZM109 93H110V95H109ZM149 93L150 92L147 91V94H149ZM116 94H118V93H116ZM1 97H2V95L0 94V98ZM57 97H60V99H61V100L59 99V103H58V98ZM7 98H10V95H7ZM43 98H44V101L47 100V99H45V97H43ZM131 98L132 97H130V100H129L130 103H131ZM179 98L181 99V101L178 103L177 100ZM261 100H262V102H264L263 101L264 100L263 96H262ZM61 101L62 102L64 101V104L61 103ZM74 101L75 102L77 101V102L74 103ZM156 101L153 100V103L155 104ZM40 102H43V99H41ZM71 103L73 105H71ZM85 103H86V105H85ZM38 104H40V103H38ZM62 104L64 106H62ZM79 104H81V105H79ZM105 104L106 103L104 102V104H102V105L104 106ZM151 104L152 103L148 104L147 107H150ZM221 105H223V103ZM221 105L218 108V110H220ZM59 107H61V108H59ZM78 108L80 110L82 108V110L78 111ZM56 109L59 110V111L58 112L54 111ZM50 112L51 113L53 112V114H51ZM206 115L207 116L209 115V117H208L209 119L205 118ZM35 116L34 117L33 116H28L27 118H23V120L19 119L20 121H22V123L19 121L21 124H19L18 121L8 122V120H6L5 118L2 117L1 120L2 121L4 120V122L0 121V133H1L0 134V148L4 147L6 145L5 146L6 152L9 150V148H10V151L12 149V150H15L17 152L18 151L21 152L22 150H24L25 149L24 147L27 144H26V142H23L24 140H22L24 145L21 144L22 142H21L20 138L23 137L24 132L27 133L26 131L30 130L29 125L30 126L37 125L36 123H38V121H40L39 119H41V118L35 119ZM45 116H47V117L45 118ZM123 116H126V115L123 114ZM73 117H76V118H73ZM193 117H198V121H192ZM221 117L223 118V116H221ZM67 118H68V121H67ZM72 118L76 119V120H74L71 124H69V122H70V120ZM29 119H31V120L33 119V120L31 121ZM146 119H148L149 121L146 122L147 121ZM243 119H245V118H243ZM205 120H207V121H205ZM241 121H242L241 123L244 122V120H242V119H241ZM33 122L35 124H32ZM134 122H135V124H134ZM25 123H26V126H25ZM63 123H65V124H63ZM67 123H68V125H67ZM49 124H50V126H49ZM183 124H185V123H183ZM169 126H167V129L170 128ZM23 127H24V129H23ZM28 127H29V129H28ZM55 127L57 129H55ZM233 127H235V126H233ZM233 127H231V128L233 130H235V128H233ZM70 129L72 131H71V133L67 134V136L72 135V137H73L70 140L71 141V145H70V142H65L64 141L63 142L64 145L62 144L63 145L62 147L58 146L59 142H55V140L58 141L57 140L58 137H60L62 135L58 136L57 132H58V134H63V136L65 137L66 134L64 135V133L67 130H70ZM126 129H128L129 131L128 130L126 131ZM56 130H58V131H56ZM63 130H66V131H63ZM261 130H262V128H261ZM41 131H43V132H41ZM105 131L106 130H104V132H103L104 134H105ZM10 132H11V134H9ZM95 132L99 133V130L98 131L96 130ZM142 132H146V133L143 134ZM204 132L208 133V138L210 140L209 143H204L201 146L202 148H204V151H205V147H208V146H210V147H212V148H214L216 150L219 149V148H221V149H219L216 153H215V151H213V153H215V154L212 157V156H208V155H212L211 154L212 152L210 153V151H212V150H210V148H206L207 152L205 153V159L203 161L202 160L200 161V158L199 159L197 158L198 159L197 161H194L193 159L190 158V159L187 160V164L190 163L191 166H189V168H185L187 165L186 166L184 165L183 168H181L183 163L181 164L179 162L182 160V158L184 159V158H186L188 156V154H190L189 151L192 150V146L195 143H197V142L200 143V140H199L200 136L199 135H202ZM262 132H263V130L261 131V133ZM18 133H20V135ZM41 133H42V135H41ZM98 133H96V134L98 135ZM246 133L247 132H245L243 135L246 136V137H249V133H247V134ZM255 133H257V132H255ZM15 134H16V136L18 135L17 136L18 138L20 136V138L16 139L17 137L15 138ZM43 134H44V136H43ZM48 134L50 135V136H48L49 138H47ZM56 135L58 137H56ZM73 135H75V137ZM138 135H140V138H142V139H140L138 137ZM163 135H167V136H163ZM182 136L183 135H181V137ZM44 137H46L48 139V142H49V139H51L50 140L51 144L50 143L48 144V142H47L45 144V146H44L43 142L47 141V139L42 141ZM168 137H170V138H168ZM12 138H13V142L11 140ZM55 138H57V139H55ZM165 138H166V141L164 142L163 139H165ZM73 139H74V141L72 143ZM81 139H84V141L82 140V142H81ZM255 139L256 138H254V137H252V138L249 137V138L246 139L247 141L243 142V144L246 145L249 142H254ZM7 140H8V142L10 140V143L11 142L13 144L16 143L14 145H17L19 142H21V143H20V146L17 145L16 146L17 148H16V147H14L13 144H9L7 142ZM41 141H42V144H41ZM85 141H86V143H85ZM52 142L55 143V144L58 143V145L56 144L58 147L55 144H53ZM186 142H187V144H186ZM75 143L76 144L77 143H82V144H78V145H80V148H79V146L76 145L77 148H79V151L78 150L76 151L77 148H76V146L74 147ZM165 143H167V144H165ZM8 144L11 145L9 148L7 146ZM47 144H48V146L49 145L50 146L48 147ZM258 144L259 143H257V144H255V145L250 147L251 144L249 143V145H248V147L250 149L249 151H253V149H255V147H257ZM41 145H43L44 147H42ZM51 145H53L54 148L56 146V148L53 149ZM66 145L68 147H66ZM111 145H113V142L111 143ZM198 145H197V147H198ZM31 146H32V148H31ZM85 146H86V148H84ZM110 146H108V148L111 149L112 146L111 147ZM262 146L263 145H260L259 148H261ZM45 147H47V148L45 149ZM69 147L72 148V149H70ZM128 147H130V148H128ZM131 147H132V149H131ZM42 148H43V150L45 149L44 151L48 150V148H49L50 152H49V150L44 152L42 150ZM67 148L70 149L69 151H71V154L69 152H67L68 151ZM94 148H96V145H94ZM150 149L152 151H150ZM179 149H180V151H179ZM65 150H66L67 153L65 152ZM176 150H177V152H176ZM181 150H183V151H181ZM62 152L64 154L66 153L67 155L65 154V156H64V154ZM165 152H166V155H168V156L165 155ZM109 153L112 154V150ZM169 153H172V154H169ZM60 154H62V155H60ZM115 154H117V155H115ZM226 156H228V157H226ZM261 156L263 158H261ZM26 157H28V156H26ZM34 157H33V159H34ZM45 157H46V159H45ZM163 157H165V159H162L163 161L161 160L160 168H158L156 170V172L151 173L149 179L147 178V176L145 174L138 175L136 173V171H134V170L138 169L139 167L140 168H143L144 166L148 167V166H151L152 164H153V166L157 165L156 163H153V162L155 160H159V159H161ZM47 158H48V160H47ZM96 158H99L100 160L96 161ZM80 159H82V160H80ZM104 161H106V162H104ZM237 161H238V163H237ZM255 161H256V163H255ZM57 162H59V163H57ZM232 162H230V163H232ZM193 163H194V165H192ZM57 164H58L59 167L57 166ZM80 164H82L83 166H80ZM42 166H43V170H40V168H42ZM32 167H34V168H32ZM161 167L162 168L166 167V169L165 168L162 169ZM66 168H68V170ZM231 168L234 169L233 172L236 171L237 173L236 172L235 173H230V171H231L230 169ZM19 170H21V171H19ZM193 171H195V172H193ZM221 171H223V172H221ZM13 172L14 173L17 172V175H18V177L20 176L19 177L20 179L17 180V178H14V175L12 174ZM130 172H135V173L131 174ZM85 174L83 175V177H85ZM103 174L107 175L108 172L107 171H105V172L103 171ZM197 175H199V177H201L200 179H202V181L199 179L200 182H199V180L192 182V180H194V178H196ZM215 175L216 176L218 175V176L215 177ZM229 176H230V178H229ZM87 177L89 178V175ZM119 177H125V179L124 180H122V179L118 180ZM220 177H221V181H220ZM203 178L206 179V180L207 179H211L210 180L211 183H209L207 185V187L203 188V189H205L206 192L203 191V189H201L203 192L201 190H199L200 191L199 192V191H197L198 189L196 190V188L198 187V185H200V183H204L205 180H203ZM213 178H214L215 181H212ZM228 178L230 180H228ZM58 179H61V181L57 182ZM224 179H225V181H224ZM190 181H191V183L188 184ZM219 181L221 182V184H220ZM214 183L216 184V186H215ZM36 184H39V186L37 185V187H35ZM78 185H80L79 188L82 191H84L85 189H91V191L93 193L91 191H89L91 193H86L85 192L86 190H85L84 192L80 193L79 197H77V198H75V197L71 198L70 195H69V196L66 197L68 199V202H66L65 205H64V202H61V200L57 196H52L50 201L55 203L54 205L51 206L53 208V210H50V209L48 210V208H46L44 211L41 210L42 212H40V214L37 215V216L41 217L40 224L44 225L46 222H50V223H53V224L54 223H60V224H63V225H69L70 222H73V221L77 222L80 218H83L84 216L88 217L89 219L92 218V217H96V215L92 212L93 211V207L91 205H93L92 203L95 202V200H96V198H94L93 196L95 195L96 190L100 191V189H101L100 186H96V181L93 182V184H91L90 186H84L83 182L78 184ZM213 185H214V188H213ZM221 185H224V187L221 186ZM208 186H209V188H208ZM250 186L252 187V185H250ZM122 187H124V188H122ZM251 187H249V188H251ZM73 188H75V187L70 186V189L72 191H73ZM3 190L5 192H9L10 191V190L8 191L7 189L5 190V188L2 189V191ZM119 191L117 193H119ZM124 191H126V192H124ZM183 191H185V192L186 191L187 192L190 191V192L189 193L186 192L187 196L182 198L183 194H186L185 192L183 193ZM107 192L108 193L111 192L109 190V187H108V191ZM241 192H243V191H241ZM253 192H254V194H253ZM84 193H85V196H81V195H84ZM31 194H28V195H31ZM87 195H88V197H87ZM229 195H230V197H229ZM256 195H258V196H256ZM22 196L24 198H22ZM226 196H228L230 199L228 197L226 198ZM1 197H3V195H1ZM209 197H210V199H206V198H209ZM254 197H255V199H254ZM14 198H16V199H14ZM130 198H131V200H130ZM244 198H246V199H244ZM128 199L130 200V202L133 200L134 203H128L127 202V201H129ZM125 200H127L126 204L128 206H125V203H124ZM242 201L244 202L245 207H244V204L242 203ZM77 202H78V205H75ZM251 202H252V206H249V205H251L250 204ZM56 204L59 205V208H64V209L63 210L58 209ZM214 204L215 205L217 204V205L213 207ZM218 204H220L221 206L220 205L218 206ZM236 205H239V206H236ZM88 207H90V208H88ZM206 207H207V209H206ZM214 209H216V210H214ZM254 209H255V211H254ZM137 210H142V211L140 212V211H137ZM169 211H171V212H169ZM206 211H208V212H206ZM143 212H145L147 214H142ZM222 212H224V213H222ZM166 213H167V215H166ZM224 214H225V216H224ZM239 214H240V217L238 216ZM163 215H165V216H163ZM189 217H191V216H189ZM253 217H255V218H253ZM215 218H216V216H215ZM261 218L263 219V221H262ZM200 219H203L201 225L205 226L204 221L206 220V218L204 216H201L199 218H192V219H190L188 221V223L189 224H194L195 222H197ZM256 219H259V220H256ZM104 220H106V221H104ZM160 220H161V222H158ZM99 221H101V223ZM65 223H67V224H65ZM114 223H113V225H114ZM208 224H210V223H208ZM76 226H79L80 228H82V227H84V224L77 223ZM71 227H72L71 225L68 226V228H71ZM89 227L85 226V228H89ZM253 227H255V228H253ZM115 230H116V228H115ZM203 231H209V227H205L203 229ZM214 234H217V236L214 235ZM258 234H260V235H258ZM218 235H219V237H218ZM95 236H97V237L95 238ZM213 236H214V238L211 239ZM169 237L170 238H169L168 241L174 240V234L173 233H171L169 235ZM215 237H217V238H215ZM245 237H247V238H245ZM159 238H162V237H159ZM218 238H220V239H218ZM222 238H224V239H222ZM232 239H233V241H232ZM234 239H236V240H234ZM227 240L230 241V242L228 243ZM222 241H224V242H222ZM236 241H238V242H236ZM239 241H241L242 243L239 242ZM214 242H216V243H214ZM221 242L224 243V244H222ZM240 243H241V245H240L241 247L239 246ZM188 245H191V246L195 245V247L197 249L194 248L193 251H192V250L189 249ZM215 245H216V247H215ZM145 247H147L148 249H153L152 248L153 247L152 241H151V243H148L146 246H143V247H140V248H145ZM195 249L198 250V251H196ZM194 250H195V252H194ZM158 253H161V252H158ZM157 256H159V258ZM160 257H162V259ZM259 257H260V259H259ZM257 259H258V261H257Z\"/></svg>","mask_w":264,"mask_h":264}]
</instances>
